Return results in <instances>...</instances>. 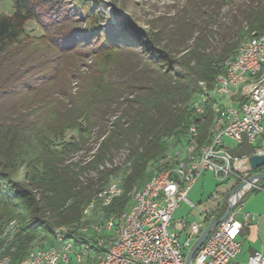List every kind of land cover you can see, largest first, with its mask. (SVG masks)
<instances>
[{
	"label": "trees",
	"instance_id": "trees-1",
	"mask_svg": "<svg viewBox=\"0 0 264 264\" xmlns=\"http://www.w3.org/2000/svg\"><path fill=\"white\" fill-rule=\"evenodd\" d=\"M116 10L12 0L0 15V230L18 223L5 249L12 262L51 245L114 180L123 194L103 212H125L126 194L165 168L190 124L204 142L213 113L193 111L199 83L211 89L240 43L264 34V0H192L151 36ZM38 233L49 243L37 244Z\"/></svg>",
	"mask_w": 264,
	"mask_h": 264
},
{
	"label": "built area",
	"instance_id": "built-area-1",
	"mask_svg": "<svg viewBox=\"0 0 264 264\" xmlns=\"http://www.w3.org/2000/svg\"><path fill=\"white\" fill-rule=\"evenodd\" d=\"M207 104L213 113L207 139L200 144L196 125L190 124L184 141L161 161L166 167L141 187L129 190L130 206L125 212L119 215L103 212V208L123 194L121 181L114 180L94 195L78 223L57 228L51 245L34 246L16 262L5 253L18 232V223L10 221L0 230L3 243L0 264H185L179 236L185 230L189 233L184 246L192 237L198 239L213 220L223 216L219 218L228 203L233 205L232 210L209 230L191 264H236L241 252L238 237L254 217L244 214L238 220L235 211L246 193L259 188L257 182L248 184L244 179L251 172L248 158L233 157L227 142L236 146L260 143L255 155L263 153L264 34L240 43L211 89L199 83V92L192 103L194 113L203 116ZM204 172H210L220 183L241 181L243 187L238 193L233 190L217 211H214L219 206L216 198L208 207L194 205L186 197ZM246 186L249 188L245 189ZM182 201L191 213L199 210V222L172 221ZM245 264H264V257L253 253Z\"/></svg>",
	"mask_w": 264,
	"mask_h": 264
},
{
	"label": "rangeland",
	"instance_id": "rangeland-1",
	"mask_svg": "<svg viewBox=\"0 0 264 264\" xmlns=\"http://www.w3.org/2000/svg\"><path fill=\"white\" fill-rule=\"evenodd\" d=\"M109 8L117 9L116 12L120 16H126L141 33L149 35L160 34L162 30H166L168 26L173 23V20L178 14L187 8L188 3L192 0H103ZM115 11V10H114ZM12 13V0H0V15L8 16ZM222 11L220 12V15ZM219 15V17H220ZM26 32L32 37L41 35L39 29L33 22L26 24ZM264 126V123H263ZM71 132H67L65 138L71 136ZM231 142L228 141V144ZM256 144V143H255ZM115 161H122L115 159ZM166 167V165H163ZM108 167V166H106ZM161 171V170H160ZM159 171H153L151 176ZM264 173L263 170L255 172H249L244 179L248 180L255 174ZM243 182L241 181H227L220 183L218 182L210 172H204L193 185L187 194V200L194 205H201L208 207L211 200L216 198L219 200V206L214 210L217 211L225 205L228 196L233 190L240 186ZM259 189H254L248 193L264 190V180L256 183ZM126 197L127 194H126ZM129 198V197H128ZM130 206V201L126 209ZM200 212L195 210L193 213L189 211L188 205L182 201L180 207L174 212L172 221L181 219L184 222L190 223L192 221H200ZM100 216V213H99ZM99 216H96L99 217ZM189 233L185 230L179 236V243L183 246V252L185 255L190 251L193 245L196 243L197 238L192 237L187 245L184 246L188 239ZM36 242L39 245L49 243V239L43 234L38 233ZM238 262L244 264V258L238 257Z\"/></svg>",
	"mask_w": 264,
	"mask_h": 264
},
{
	"label": "crops",
	"instance_id": "crops-1",
	"mask_svg": "<svg viewBox=\"0 0 264 264\" xmlns=\"http://www.w3.org/2000/svg\"><path fill=\"white\" fill-rule=\"evenodd\" d=\"M261 142H264V126ZM258 146H260V143L257 145L245 143L241 146L229 143V152L233 157L248 158L256 154ZM244 214L252 215L254 220L241 230L238 237V241L241 244V252L236 257V264H241L237 261L238 257H243L245 264L247 257L253 253H259L264 257V190L246 193L242 197L235 211V217L241 220Z\"/></svg>",
	"mask_w": 264,
	"mask_h": 264
},
{
	"label": "water",
	"instance_id": "water-1",
	"mask_svg": "<svg viewBox=\"0 0 264 264\" xmlns=\"http://www.w3.org/2000/svg\"><path fill=\"white\" fill-rule=\"evenodd\" d=\"M248 162V166H249V170L251 172H255L258 171L259 169H261L262 167H264V150L263 153L258 154V155H252L250 157H248L247 159ZM264 180V173H258L253 175L252 177H250L247 180L248 184H253L254 182H259ZM243 187V184H241L240 186H238L235 190L234 193H238L241 188ZM233 205L231 203H228V207L225 211V213L223 214V216L218 219V220H213L203 231V233L200 235V237L197 239L196 243L193 245V247L190 249V251L187 253L186 255V259H185V264H191L193 257L195 256L196 252L199 250V248L201 247L203 241L205 240V238L207 237L209 230L212 227H215L221 220H223L226 215L232 210Z\"/></svg>",
	"mask_w": 264,
	"mask_h": 264
},
{
	"label": "bare ground",
	"instance_id": "bare-ground-1",
	"mask_svg": "<svg viewBox=\"0 0 264 264\" xmlns=\"http://www.w3.org/2000/svg\"><path fill=\"white\" fill-rule=\"evenodd\" d=\"M248 188H249V186H246V187H245V189H248Z\"/></svg>",
	"mask_w": 264,
	"mask_h": 264
}]
</instances>
